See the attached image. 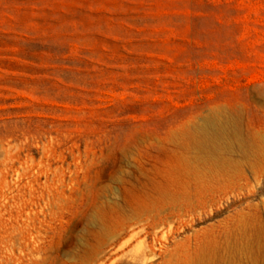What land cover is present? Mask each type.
<instances>
[{
  "label": "rangeland",
  "instance_id": "1",
  "mask_svg": "<svg viewBox=\"0 0 264 264\" xmlns=\"http://www.w3.org/2000/svg\"><path fill=\"white\" fill-rule=\"evenodd\" d=\"M146 260L264 264V0H0V264Z\"/></svg>",
  "mask_w": 264,
  "mask_h": 264
},
{
  "label": "bare ground",
  "instance_id": "2",
  "mask_svg": "<svg viewBox=\"0 0 264 264\" xmlns=\"http://www.w3.org/2000/svg\"><path fill=\"white\" fill-rule=\"evenodd\" d=\"M205 165L209 168V171L207 172L208 183L207 185H205L204 191L200 192V196L197 195V202H202L207 195L210 196L211 194H214L213 190L214 192L216 190H221V188L229 184H236L238 181L244 179V172L241 171V167L244 166V163H242L241 161H236L234 158H224L222 160L216 158H208L207 160H205ZM205 190L209 193L207 194ZM177 204V202H174L173 207L171 206L170 208L171 210L168 209L172 216H182L185 212L184 205L178 204L179 206H175ZM164 215L167 216L164 217ZM172 216H168L167 212H165L162 207H158V209H154L153 211H146L142 214L141 219H139L140 221L133 220L130 222H126L123 224L122 228H118V230L113 235V239L116 240V238H123L128 234L130 235L131 239L138 237L140 235V232L136 230V227L141 224L142 221H148V219L154 220L152 228L154 229V236L156 239V237L158 236L159 229L163 226V220H165L166 218L169 219ZM23 237L24 233L16 234L15 229L10 232L7 231V247L14 249L16 245H19L20 248H22L23 242L21 240ZM153 250L154 249H150V252H153ZM147 251H145V253H147ZM98 253L99 255H104L105 245L101 246L100 249H98ZM140 255L141 254H139V256ZM151 261L146 260L144 264H153V262H155L156 260L153 262Z\"/></svg>",
  "mask_w": 264,
  "mask_h": 264
}]
</instances>
